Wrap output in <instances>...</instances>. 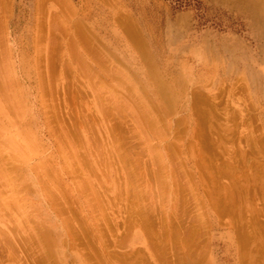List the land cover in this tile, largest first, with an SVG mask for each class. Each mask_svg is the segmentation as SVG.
<instances>
[{
    "label": "rangeland",
    "instance_id": "obj_1",
    "mask_svg": "<svg viewBox=\"0 0 264 264\" xmlns=\"http://www.w3.org/2000/svg\"><path fill=\"white\" fill-rule=\"evenodd\" d=\"M65 1L0 0V264H240L263 220L257 3Z\"/></svg>",
    "mask_w": 264,
    "mask_h": 264
},
{
    "label": "bare ground",
    "instance_id": "obj_2",
    "mask_svg": "<svg viewBox=\"0 0 264 264\" xmlns=\"http://www.w3.org/2000/svg\"><path fill=\"white\" fill-rule=\"evenodd\" d=\"M65 1V0H64ZM63 0H62V2H64ZM254 2H255V4H256V10H260V11H262V13L264 14V7H262L261 6V1L262 0H253ZM66 2V1H65ZM64 2V3H65ZM62 4V3H61ZM65 5H67V3H65ZM42 6V5H41ZM63 6V5H62ZM61 6V7H62ZM260 6L262 7V8H260ZM44 7V6H43ZM63 7H65L66 8V6H63ZM65 8H62V9H65ZM41 9V8H40ZM43 9V8H42ZM44 10H45V8H44ZM74 10V9H73ZM41 11V10H40ZM64 11H66V10H64ZM43 12V11H42ZM66 12H68V11H66ZM74 12V11H73ZM68 14V13H67ZM74 14H75V12H74ZM47 15V14H46ZM57 14L55 13V16H56ZM45 16V15H44ZM52 17H53V15H52ZM61 17V16H60ZM42 18V17H41ZM46 18V17H45ZM44 18V19H45ZM56 18H59V17H57L56 16ZM44 19L42 20V21H44ZM55 19V18H54ZM51 20H52V18H51ZM56 21H57V19H55ZM54 21V20H53ZM52 21V22H53ZM51 22V24H53L51 27H52V29L54 30V24L56 23H52ZM76 22V21H75ZM77 22H79V20L77 21ZM77 22L75 23V25H74V28H75V26H76V24H77ZM43 23H45V22H43ZM50 23V22H49ZM58 24H59V21L57 22ZM74 24V23H73ZM44 25V24H43ZM46 25V24H45ZM55 26H57V27H60L59 25H55ZM78 26H79V24H78ZM81 26V25H80ZM43 27V26H42ZM57 27H55V28H57ZM60 28H62V27H60ZM60 28H58L57 30L59 31V30H61ZM79 28H82V27H78V28H75L76 30H75V34H76V31H77V29H79ZM43 29H46V28H43ZM50 29V28H49ZM81 30H84L83 28L81 29ZM81 30H78V31H81ZM55 31V30H54ZM61 32V33H60ZM82 32L83 31H81V34H79V32H77L78 34H79V37L81 36L82 37ZM51 33H52V31H51ZM51 33H50V35H51ZM59 33L60 34H62V33H64L62 30L61 31H59ZM55 34V33H54ZM58 34V33H57ZM78 34H76V35H78ZM63 35V37H66L65 36V34H62ZM84 35V34H83ZM60 36V35H59ZM85 36V35H84ZM52 37H54V36H52ZM58 37V36H57ZM59 39V38H58ZM85 39V38H84ZM44 40V39H43ZM42 40V41H43ZM52 40V39H51ZM62 40V39H61ZM79 40V39H78ZM54 41H55V38H54ZM72 41V40H71ZM70 43V42H69ZM87 43V42H86ZM89 43V42H88ZM51 44V43H50ZM67 44H68V42H67ZM83 44V43H82ZM52 45H55V43H53V41H52ZM69 45H71V43L69 44ZM68 46V45H67ZM72 46V45H71ZM53 47V49L52 50H55L54 48H57V47H55V46H52ZM61 49V48H60ZM72 49H74V47H72ZM76 49H74V51H75ZM70 51V50H69ZM74 51H73V53L72 54H74L75 55V53H74ZM52 52H55V51H52ZM56 53H57V51H56ZM73 55V56H74ZM52 56L54 57V55L52 54ZM72 56V55H71ZM58 57V56H57ZM51 58V57H50ZM61 58V57H60ZM75 58V57H74ZM73 59V58H72ZM42 60V59H41ZM57 60H59V57H58V59ZM66 59H64V61H65ZM74 60V59H73ZM77 60H78V58H77ZM49 61V60H48ZM42 62V61H41ZM50 62V61H49ZM52 62V61H51ZM51 62H50V64H51ZM74 63V62H73ZM63 64H65V62L63 63ZM53 66V65H52ZM50 68V67H49ZM65 68V67H64ZM63 68V69H64ZM66 70L68 69V68H65ZM149 74H150V76L152 77V80H153V83H154V85H155V87H156V95H157V97H162V98H166V96L168 95V91L169 90H171L172 89V87H171V85H169V83L167 84V83H165L164 82V80H163V78H161L160 76H158L157 74H158V72H157V70H155V69H153V67L151 66V68H150V71L148 72ZM150 77V78H151ZM77 86V85H76ZM177 86V85H176ZM75 91V90H74ZM50 92V91H49ZM73 94H74V92H73ZM161 98V99H162ZM160 99V100H161ZM167 99H169V97H167ZM191 99H193L192 100V104L191 105H193L194 107H200L199 105H201L200 103H204V100H202V99H200V98H198V97H194V96H192V98ZM166 100V99H165ZM171 101V100H170ZM164 102V101H163ZM165 102H167V101H165ZM172 102V101H171ZM168 103V102H167ZM170 105V104H169ZM168 105V106H169ZM206 105V104H205ZM167 106V105H166ZM173 106V105H172ZM171 106V107H172ZM202 106V105H201ZM197 107V108H198ZM213 108V107H212ZM164 110H165V107H164ZM196 110V109H195ZM139 113H140V111H138ZM215 114H216V112H215ZM215 114H213V115H215ZM143 116H146V114L145 115H143ZM54 117V116H53ZM141 117H142V115H141ZM212 117V116H211ZM214 118V117H213ZM55 119V118H54ZM221 119V118H220ZM213 120V119H212ZM211 120V121H212ZM55 121V120H54ZM220 121V120H219ZM56 122V121H55ZM57 123V122H56ZM219 123V122H218ZM218 126H222L220 123L218 124ZM217 126V127H218ZM216 127V128H217ZM223 127V126H222ZM215 128V129H216ZM56 129H57V127H56ZM218 129H219V127H218ZM220 130V129H219ZM229 130H227V132H228ZM222 132V131H221ZM226 132V133H227ZM221 134V133H220ZM81 135V134H80ZM222 135V134H221ZM81 137V136H80ZM84 141V140H83ZM85 145V144H84ZM134 147V146H133ZM252 153V152H251ZM245 154H246V152H245ZM253 156V155H252ZM245 158L247 159V157L245 156ZM242 159V158H241ZM256 160V159H255ZM257 163H259V162H256L255 161V164L252 166L251 165V168H252V170H255V171H253V173H254V175H252V177H251V179H252V184H251V186L252 187H250V182L249 183H247L246 182V186L247 187H249L247 190L249 191V193L251 194H253V195H256V194H258L259 196H260V198L262 199V203H261V207H257L256 209H258L257 210V212H259L260 211V213H261V215L263 216L262 218H263V220L261 221V222H259V220H257L258 222L257 223H248V222H251V219H247V220H245L246 222H244V223H240V225H239V251H240V264H254V263H257V260L259 261V258H261L260 260L262 261V264H264V162L263 163H261V166H256V165H258ZM240 164V163H239ZM256 166V167H255ZM241 167V166H240ZM226 168H227V166H226ZM242 168H243V166H242ZM250 168V169H251ZM255 168V169H254ZM249 169V170H250ZM32 170H34V169H32ZM239 170H240V168H239ZM249 170H248V172H249ZM247 171V170H246ZM243 173V172H242ZM244 173H246V172H244ZM243 173V174H244ZM252 173V174H253ZM244 176V175H243ZM248 176V175H247ZM245 177V176H244ZM40 178V177H39ZM248 178H250V177H248ZM243 180H244V178H242ZM246 179V178H245ZM40 181L43 183L44 181L43 180H41V178H40ZM246 181H247V179H246ZM242 183H245V181L243 182L242 181ZM43 185H45L44 187H46V184L45 183H43ZM244 185V184H243ZM245 186V187H246ZM43 187V188H44ZM47 187H48V185H47ZM46 187V188H47ZM242 188V187H241ZM246 189V188H245ZM244 189V190H245ZM46 190V189H45ZM48 190H51L50 188H47V191ZM241 190V189H240ZM246 190V192H244L245 194H242L241 195V197L243 198L244 196L243 195H245V198H247L246 200H248V196L250 195H248L247 194V191ZM136 192H135V195H136V201L138 200L139 202H133L131 205V207H132V209H135V208H133V206L134 207H139V205L141 204V197H142V194L138 191V190H135ZM242 191H243V189H242ZM241 191V192H242ZM241 192H239V193H241ZM243 193V192H242ZM140 194H141V196H140ZM240 195V194H239ZM47 197H48V195H47ZM256 197H257V195H256ZM239 198H240V196H239ZM241 199V198H240ZM252 199H254V198H252ZM255 200H256V198H255ZM90 201H92V199L90 200ZM243 201H245L244 199H243ZM223 202V201H222ZM245 202H248V201H245ZM259 202H260V200H259ZM226 203V202H225ZM251 203V202H250ZM250 203H249V205H250ZM227 204V203H226ZM226 204H225V206H226ZM95 205V204H94ZM240 205V204H239ZM248 205V206H249ZM257 205V204H256ZM243 207V206H242ZM246 207V206H245ZM223 208H224V206H223ZM248 208V207H247ZM247 208H245V210H248ZM253 209L255 208V207H252ZM217 209V208H216ZM243 209V208H242ZM242 209H241V212H242ZM251 209V208H250ZM256 209H254V210H256ZM219 212V211H218ZM245 212V211H244ZM243 212V213H244ZM254 213H255V211H253ZM253 213V214H254ZM243 215V214H242ZM241 215V216H242ZM245 215V214H244ZM241 216H239V217H241ZM246 216V215H245ZM258 216V215H257ZM34 217V216H33ZM243 217V219L245 218L244 216H242ZM250 217V216H249ZM248 217V218H249ZM256 217V216H255ZM261 217V216H260ZM251 218H253V217H251ZM254 219V218H253ZM239 220H240V218H239ZM255 221H256V218L254 219ZM34 221V220H33ZM244 221V220H243ZM248 221V222H247ZM253 222V221H252ZM250 225H252V226H250ZM258 225V226H257ZM251 227V230L249 231L248 229ZM150 227V226H149ZM148 227V228H149ZM249 227V228H248ZM252 229H254L253 231H252ZM149 230H151V227L149 228ZM188 231V230H187ZM256 232L257 233H259V234H257V235H253V234H256ZM44 233V232H43ZM163 233H165L164 235H166L167 233H166V229H164V231H163ZM45 234H47V233H45ZM49 234V233H48ZM47 236V235H46ZM167 236V235H166ZM49 237V236H48ZM163 238H165V236L163 237ZM250 241H253V242H255L254 243V245H253V247H251L250 246ZM253 242H251V244L253 243ZM254 250V252L255 253H253V255H252V251ZM1 254V253H0ZM3 255V254H2ZM190 256H191V254H189ZM256 256V257H255ZM191 258V257H190ZM199 259V258H198ZM263 259V260H262ZM196 260V259H195ZM194 261V260H193ZM196 261H198V260H196ZM189 262H190V260H189ZM197 263V262H196ZM80 264H85L84 263V260L81 258L80 259ZM191 264V263H190ZM259 264V263H258Z\"/></svg>",
    "mask_w": 264,
    "mask_h": 264
}]
</instances>
